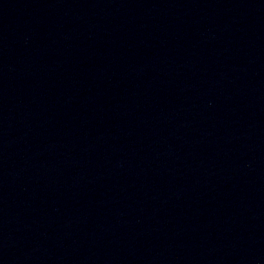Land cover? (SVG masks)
Segmentation results:
<instances>
[{"label":"water","instance_id":"95a60500","mask_svg":"<svg viewBox=\"0 0 264 264\" xmlns=\"http://www.w3.org/2000/svg\"><path fill=\"white\" fill-rule=\"evenodd\" d=\"M0 264H264V0H0Z\"/></svg>","mask_w":264,"mask_h":264}]
</instances>
